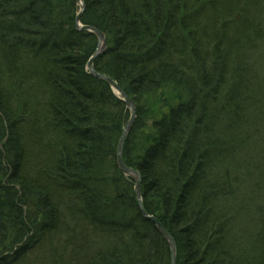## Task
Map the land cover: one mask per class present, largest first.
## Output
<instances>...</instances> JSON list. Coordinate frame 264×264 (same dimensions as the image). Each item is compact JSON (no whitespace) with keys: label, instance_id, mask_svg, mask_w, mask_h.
<instances>
[{"label":"trees","instance_id":"trees-1","mask_svg":"<svg viewBox=\"0 0 264 264\" xmlns=\"http://www.w3.org/2000/svg\"><path fill=\"white\" fill-rule=\"evenodd\" d=\"M83 1L106 39L94 68L134 123L166 106L122 155L176 264H264V0ZM77 11L0 0V264H170L116 165L129 116L88 74Z\"/></svg>","mask_w":264,"mask_h":264},{"label":"water","instance_id":"water-1","mask_svg":"<svg viewBox=\"0 0 264 264\" xmlns=\"http://www.w3.org/2000/svg\"><path fill=\"white\" fill-rule=\"evenodd\" d=\"M74 2L78 5V12L75 16V21H74V25H75V29L78 31H88L92 34H94L97 38V46L96 49L94 51V53L92 54V56L90 57V59L87 62L86 65V69L88 70V74L90 76H93L99 80H103L104 82H106L112 89H114L115 91H117L122 99V101L124 102L125 106L129 109L130 111V116H129V120L127 121V123L124 125L121 134L119 136V140L117 143V148H116V157H117V161H118V167L120 169V171L122 173H124L125 175L129 176L134 182V194L138 203V208L141 211V213L144 215V217L148 220H150L151 222H153V224L156 226V228L158 229V231L160 232V234L163 236V238L166 240V242L169 245L170 248V253H171V260H170V264L174 263V252H175V243L173 238L171 237V235L164 229V227L161 226V224L157 221V219L153 216H149L147 213H145V211L142 208V203H141V199H142V194H141V176L140 174L135 171L134 169H132L131 167H127L123 164L122 159H121V151H122V145H123V139L126 137L131 125L134 123V119H135V110H134V105L132 103V101L127 97V95L121 90V88L116 84V82L114 80H112L110 77L101 74L99 72H97L94 69V60L104 51L105 46H106V39L105 36L102 32L98 31L97 29L88 26V25H82L80 22V19L84 13V3L83 0H74Z\"/></svg>","mask_w":264,"mask_h":264},{"label":"rangeland","instance_id":"rangeland-1","mask_svg":"<svg viewBox=\"0 0 264 264\" xmlns=\"http://www.w3.org/2000/svg\"><path fill=\"white\" fill-rule=\"evenodd\" d=\"M90 59V58H89ZM88 59V60H89ZM88 62V61H87ZM94 62H95V60H94ZM86 65H87V63H86ZM85 65V66H86ZM110 89H111V93L115 96V98L118 100V101H120L121 100V98H120V95H119V93L117 92V91H115L114 89H112L111 87H110ZM131 100V99H130ZM132 101V100H131ZM132 103H133V105H134V110H135V119H136V107H137V103H135L134 101H132ZM123 104V103H122ZM140 105L142 104L141 102L139 103ZM124 105V104H123ZM125 106V105H124ZM145 107L147 108V111H145V113H143V115H142V117H143V119H141L140 121H139V123H133L132 125H131V127H130V129H129V131H128V133H127V135H126V137L123 139V145H122V151L121 152H123V150H124V146H125V144H126V141L127 140H129V136H131V139H130V142H129V145H133L134 146V148H135V151L137 152V153H140L142 150H143V145L145 144V143H147L148 142V140H149V136L152 134V132H153V130H154V127H155V122L156 121H159L158 120V118H161L163 115H165V114H162L161 113V111L162 110H166V106H165V104H164V102L163 101H159V105H156V104H154V105H145ZM125 109H126V113L128 114V116H130V111H129V109L127 108V107H125ZM134 119V120H135ZM128 120H129V118H128ZM127 123V122H126ZM125 123V124H126ZM124 127V126H123ZM133 128H135L134 130H133ZM133 130V133H131V131ZM119 140V139H118ZM117 143H118V141H117ZM116 148H117V145H116ZM122 158H123V156H122ZM115 161H116V165H117V167H118V161H117V157H116V151H115ZM122 162H123V164L125 165V166H127L126 165V163H125V160H124V158H123V160H122ZM119 168V167H118ZM132 168V167H131ZM132 169H134L135 171H137L138 172V170H136L135 168H132ZM121 172V171H120ZM139 173V172H138ZM121 174L122 175H124L125 177H124V179H125V181H127V182H129L130 181V183H131V185H132V192H133V187H134V184H135V182H133V180L129 177V176H127V175H125L124 173H122L121 172ZM140 187H141V184H140ZM133 195H134V192H133ZM142 208H143V206H142ZM139 209V208H138ZM161 224V223H160ZM161 226H162V224H161ZM156 227V226H155ZM163 227V226H162ZM157 231H158V229H157ZM159 232V231H158ZM160 233V232H159ZM161 235V234H160ZM162 236V235H161ZM163 237V236H162ZM164 239V238H163ZM165 240V239H164ZM165 242H166V240H165Z\"/></svg>","mask_w":264,"mask_h":264},{"label":"bare ground","instance_id":"bare-ground-1","mask_svg":"<svg viewBox=\"0 0 264 264\" xmlns=\"http://www.w3.org/2000/svg\"><path fill=\"white\" fill-rule=\"evenodd\" d=\"M83 3H84V1H83ZM76 4V3H75ZM76 6H77V8H78V5L76 4ZM84 9H85V7H84ZM78 12V11H77ZM77 14V13H76ZM95 69V68H94ZM123 154V152H121V159L123 160V158H122V155ZM174 263L173 264H176V260H177V255H176V248H175V252H174ZM170 260H171V253H170Z\"/></svg>","mask_w":264,"mask_h":264}]
</instances>
